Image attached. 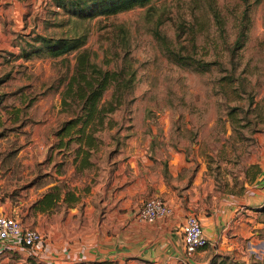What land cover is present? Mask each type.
Listing matches in <instances>:
<instances>
[{"label":"rangeland","instance_id":"374dc122","mask_svg":"<svg viewBox=\"0 0 264 264\" xmlns=\"http://www.w3.org/2000/svg\"><path fill=\"white\" fill-rule=\"evenodd\" d=\"M16 1L18 15L9 3L0 13L5 41L0 48V185L8 210L23 225L38 228L44 243L94 240L104 210L99 191L89 198L94 209L86 206L87 189L109 178L108 157L142 150L163 165L168 181L174 180L168 176L169 161L177 157L178 188L207 211L219 207L223 197L240 198L257 184L264 169V0H153L149 7L97 15L81 24L61 14L53 0ZM215 12L223 22L222 35ZM247 21L244 45L225 56L222 47ZM81 27L87 30L85 43L61 56L21 53L32 50L29 43L39 44L36 36L66 35ZM157 34L180 55L219 57L221 63L204 71L180 65ZM81 52L103 70L129 62L134 71L132 86L95 132L97 145L83 165L82 155L76 157V134L64 137L61 146L57 135L78 109L64 106L61 93ZM112 91L104 92L101 103ZM54 185L60 199L39 210L37 200ZM227 234L233 246L222 254L246 263L264 260V204L234 217ZM6 257L0 264L27 259L19 253Z\"/></svg>","mask_w":264,"mask_h":264},{"label":"crops","instance_id":"0c3cea01","mask_svg":"<svg viewBox=\"0 0 264 264\" xmlns=\"http://www.w3.org/2000/svg\"><path fill=\"white\" fill-rule=\"evenodd\" d=\"M5 3H9V9L14 14H19L16 0H0V13ZM4 46L5 41L0 38V48ZM40 148L44 150L45 146L40 145ZM127 155H119L116 160L108 157L109 178H104L102 185L87 189L90 195L86 198V206L94 209L89 198L99 191L98 202L104 210L102 225L93 235L94 240L61 243L53 238L46 244L43 239V244L38 246L40 260L47 264L103 260L116 264H207L214 254L228 253L233 246V240L227 234L231 220L264 204V169L257 178L258 185L255 184L242 197H223L219 207H209L207 211L187 200L182 188H178L180 183L175 180L177 157H173L168 166V176L175 181H168L164 177L163 165L158 160L152 161L144 151L134 150ZM150 196L163 198L172 211L154 222L139 221L135 213L142 201ZM70 211L74 212L75 207H70ZM191 212L200 217L208 244L187 257L183 249L181 226L185 216ZM0 213L15 216L3 201V193L0 197ZM4 248L27 254L19 245L8 244ZM3 258L6 261V255Z\"/></svg>","mask_w":264,"mask_h":264},{"label":"trees","instance_id":"16d2710c","mask_svg":"<svg viewBox=\"0 0 264 264\" xmlns=\"http://www.w3.org/2000/svg\"><path fill=\"white\" fill-rule=\"evenodd\" d=\"M153 0H53L54 5L58 6L61 14L68 18H74L80 21V24L87 19H92L97 15H110L117 12L126 11L137 6H151ZM215 22L218 25L220 35L224 32L222 20L218 13L214 14ZM242 21V19H240ZM75 23V22H74ZM82 30L60 36L39 35L33 38L39 44L34 46L29 43L32 50L27 51L22 48V55L28 57L31 54H40L41 51L50 56H61L71 50L81 47L86 41L87 30ZM249 21L239 25L237 35L231 44L225 43L222 47L225 56L232 57L236 49L241 48L246 40ZM163 48L166 49L169 57L177 61L180 65L190 66L194 69L204 71L212 64H220V58L217 60H204L202 57L194 58L171 49L167 40L162 35L157 34ZM192 45H195L194 42ZM195 48V47H194ZM216 56H222L215 52ZM134 81V71L129 62L124 63L120 69L103 70L95 63L88 60L85 52L78 54L73 73L68 77L65 87L61 93V103L66 107L75 105L78 109L65 121L57 131L60 137L58 146L63 145V138L76 134L78 148L76 157L81 156V163H88V154L91 148L97 145L95 132L103 127L108 114L113 112L122 101L124 93L132 86ZM112 87L113 91L110 99L101 103L104 92ZM84 146V147H83ZM75 197V196H74ZM60 199V191L57 185H54L45 192L36 202V207L45 211L51 209L56 201ZM76 200V197L74 198ZM19 252L13 250H4L0 252V260L3 256L18 255ZM21 254V253H19ZM27 259H17L15 264H47L36 256L27 253ZM75 264H111L109 261H83ZM208 264H264L263 259H252L250 263L243 260H233L226 254H214Z\"/></svg>","mask_w":264,"mask_h":264},{"label":"built area","instance_id":"2783aa9c","mask_svg":"<svg viewBox=\"0 0 264 264\" xmlns=\"http://www.w3.org/2000/svg\"><path fill=\"white\" fill-rule=\"evenodd\" d=\"M0 186V197L2 196ZM170 205L159 196H150L144 199L135 213L139 221L154 222L171 213ZM182 243L185 256H191L195 251L208 244V238L203 231L200 217L191 212L185 216L181 226ZM43 236L40 230L23 225V223L12 215L0 213V252L5 250L8 244L19 245L27 253L38 258V246L42 244Z\"/></svg>","mask_w":264,"mask_h":264}]
</instances>
